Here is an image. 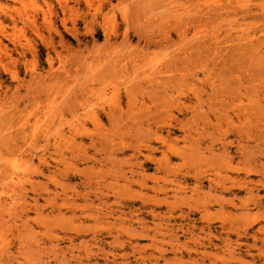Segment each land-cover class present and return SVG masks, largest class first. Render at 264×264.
Wrapping results in <instances>:
<instances>
[{
  "label": "rangeland",
  "instance_id": "374dc122",
  "mask_svg": "<svg viewBox=\"0 0 264 264\" xmlns=\"http://www.w3.org/2000/svg\"><path fill=\"white\" fill-rule=\"evenodd\" d=\"M0 264H264V0H0Z\"/></svg>",
  "mask_w": 264,
  "mask_h": 264
},
{
  "label": "bare ground",
  "instance_id": "6f19581e",
  "mask_svg": "<svg viewBox=\"0 0 264 264\" xmlns=\"http://www.w3.org/2000/svg\"><path fill=\"white\" fill-rule=\"evenodd\" d=\"M11 17H12V16H11ZM14 24H15V23H14ZM14 24H13V25H14ZM15 26H16V25H15ZM197 48H198V47H197Z\"/></svg>",
  "mask_w": 264,
  "mask_h": 264
}]
</instances>
